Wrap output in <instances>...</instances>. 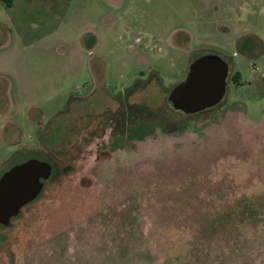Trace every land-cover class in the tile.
<instances>
[{
    "label": "rangeland",
    "instance_id": "rangeland-1",
    "mask_svg": "<svg viewBox=\"0 0 264 264\" xmlns=\"http://www.w3.org/2000/svg\"><path fill=\"white\" fill-rule=\"evenodd\" d=\"M205 54L222 100L175 110ZM31 157L0 264H264V0H0V175Z\"/></svg>",
    "mask_w": 264,
    "mask_h": 264
},
{
    "label": "water",
    "instance_id": "water-1",
    "mask_svg": "<svg viewBox=\"0 0 264 264\" xmlns=\"http://www.w3.org/2000/svg\"><path fill=\"white\" fill-rule=\"evenodd\" d=\"M228 65L218 55L195 58L185 78L174 85L167 100L175 110L193 114L218 104L226 90ZM52 174V165L35 157L11 165L0 175V224L10 225L20 210L34 201Z\"/></svg>",
    "mask_w": 264,
    "mask_h": 264
},
{
    "label": "trees",
    "instance_id": "trees-1",
    "mask_svg": "<svg viewBox=\"0 0 264 264\" xmlns=\"http://www.w3.org/2000/svg\"><path fill=\"white\" fill-rule=\"evenodd\" d=\"M1 1H2V2L5 4V6L8 7V8H10V7L12 6V2H13V0H1ZM54 173H55V169L53 168V170H52V175H51V176H53Z\"/></svg>",
    "mask_w": 264,
    "mask_h": 264
},
{
    "label": "flooded vegetation",
    "instance_id": "flooded-vegetation-1",
    "mask_svg": "<svg viewBox=\"0 0 264 264\" xmlns=\"http://www.w3.org/2000/svg\"><path fill=\"white\" fill-rule=\"evenodd\" d=\"M187 71H188V70H187ZM45 161H46V160H45ZM49 163H50V162H49ZM50 164H51V163H50ZM52 170H53V166H52ZM51 175H52V174H51ZM50 177H51V176H50ZM45 182H46V181H45ZM44 184H45V183H44ZM43 188H44V187H43ZM25 206H26V205H25ZM20 212H21V210H20ZM20 212H19V214H20ZM19 214H18V215H19ZM18 215H17V216H18ZM17 216H16V217H17ZM14 218H15V217H14ZM14 218H12V219H14ZM12 219H11V221H10V225H11ZM10 225H8V226H4V225H1V224H0V226H2V227H9Z\"/></svg>",
    "mask_w": 264,
    "mask_h": 264
}]
</instances>
